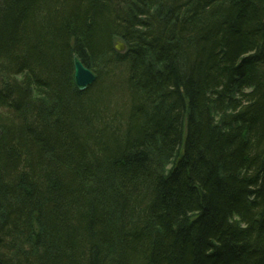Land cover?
<instances>
[{
	"label": "trees",
	"instance_id": "16d2710c",
	"mask_svg": "<svg viewBox=\"0 0 264 264\" xmlns=\"http://www.w3.org/2000/svg\"><path fill=\"white\" fill-rule=\"evenodd\" d=\"M0 264H264V0H0Z\"/></svg>",
	"mask_w": 264,
	"mask_h": 264
},
{
	"label": "water",
	"instance_id": "95a60500",
	"mask_svg": "<svg viewBox=\"0 0 264 264\" xmlns=\"http://www.w3.org/2000/svg\"><path fill=\"white\" fill-rule=\"evenodd\" d=\"M114 49L121 51L123 49V44L121 42H116ZM73 69L74 83L79 90H83L86 85L90 84V82L95 79V73L90 70V68L86 67L76 55H73ZM78 79L81 81V84H78Z\"/></svg>",
	"mask_w": 264,
	"mask_h": 264
},
{
	"label": "bare ground",
	"instance_id": "6f19581e",
	"mask_svg": "<svg viewBox=\"0 0 264 264\" xmlns=\"http://www.w3.org/2000/svg\"><path fill=\"white\" fill-rule=\"evenodd\" d=\"M73 73H74V69H73ZM94 81H95V79H94L92 82H90V84L86 85V87H85L83 90H79L78 87L75 85V83H74V79H73V83H74L75 87L77 88V90H79V91H84V90H86L88 86H90L91 84L94 83ZM78 84H81V81H80L79 79H78Z\"/></svg>",
	"mask_w": 264,
	"mask_h": 264
},
{
	"label": "rangeland",
	"instance_id": "374dc122",
	"mask_svg": "<svg viewBox=\"0 0 264 264\" xmlns=\"http://www.w3.org/2000/svg\"><path fill=\"white\" fill-rule=\"evenodd\" d=\"M119 41H121V39H119V37H115L113 40V46L116 44V42H119Z\"/></svg>",
	"mask_w": 264,
	"mask_h": 264
}]
</instances>
